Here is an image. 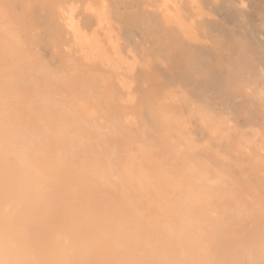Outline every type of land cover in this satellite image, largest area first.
<instances>
[{
    "label": "bare ground",
    "instance_id": "bare-ground-1",
    "mask_svg": "<svg viewBox=\"0 0 264 264\" xmlns=\"http://www.w3.org/2000/svg\"><path fill=\"white\" fill-rule=\"evenodd\" d=\"M92 2L0 0V264H264V0H108L131 93L65 20L105 34ZM135 132L191 193L157 236Z\"/></svg>",
    "mask_w": 264,
    "mask_h": 264
},
{
    "label": "rangeland",
    "instance_id": "rangeland-1",
    "mask_svg": "<svg viewBox=\"0 0 264 264\" xmlns=\"http://www.w3.org/2000/svg\"><path fill=\"white\" fill-rule=\"evenodd\" d=\"M90 1H91V5L93 6L94 5V3L92 2V0H89V3H90ZM103 0H99V3H98V5H99V11H95V9H93V11L90 9L89 10V12L91 13V15L92 16H94L95 15V13L96 12H100V15L99 16H102L101 17V21H102V27H101V29H103L102 31L105 33V34H103L102 32H100L99 31V29L96 31L95 29H91L90 31H89V27H87V25H83V21L81 20V22L80 23H82V25L83 26H81V24L79 23V19H78V17L77 18H75L76 16H75V14L73 13V14H71L67 19H65L66 20V22H68V24H69V22L71 21V25H73L74 27H76V33H78V37H80V38H78V40L80 41V45L83 47L82 49L83 50H85V52H86V56H88L89 55V57H91V58H94V57H96V58H99L101 61L103 60L104 61V65H107L108 66V64H109V66L111 67V68H113L114 69V67H115V69H117V71L116 72H119L120 73V81L122 82V84H123V88H125L126 90H128L130 93L131 92H133V90H134V87L133 86H135V79L132 77V76H128V75H126V74H124V73H121V71L122 70H126L127 68L126 67H122V63H120L119 64V60L118 59H115L114 58V56L113 55H110V53L112 52V51H114V50H116V51H118L119 52V50L118 49H120L121 48V44L120 43H122L121 41H123L122 40V37L120 36V32H118V34H119V36H117L116 35V32H114L115 31V29H114V26L116 25V20H115V18H114V16H113V14L111 13V10L108 8V0H104L103 2H102ZM102 6V7H101ZM103 7L105 8V13H107V14H105V13H103L104 11V9H103ZM103 10H102V9ZM107 9V10H106ZM92 11V12H91ZM94 11H95V13H94ZM74 12V11H73ZM93 13V14H92ZM108 13L110 14V16L109 17H111V18H109L107 15H108ZM103 15H104V17H108L109 19L108 20H106V18L105 19H103L104 17H103ZM74 16V17H73ZM83 17V16H82ZM82 17H81V19H82ZM114 18V19H113ZM108 21V22H107ZM112 21H113V23H112ZM75 22V23H74ZM106 23V24H105ZM77 24V25H76ZM105 24V25H104ZM70 25V24H69ZM104 27V28H103ZM82 28H84V29H82ZM88 28V29H87ZM106 28V29H105ZM107 30V31H106ZM82 31V32H81ZM92 32V33H91ZM94 33V34H93ZM102 33V34H101ZM106 33H107V36H106ZM115 33V34H114ZM111 34H112V38H113V36L115 35V37L113 38V39H111ZM80 35V36H79ZM83 35V36H82ZM95 35V36H94ZM110 35V36H109ZM85 36V37H84ZM86 36H87V38H86ZM88 36H90V38L92 39L91 41H90V38H88ZM94 36V37H93ZM101 36V37H100ZM106 36V37H105ZM81 37H83V39L81 38ZM108 38V39H105V38ZM105 39V42L103 41L104 39ZM119 38V39H118ZM103 39V40H102ZM114 39H115V42H113L114 41ZM107 40H109V42L107 41ZM116 40H117V42H116ZM107 43V44H106ZM117 43V44H116ZM108 44H110V46L108 45ZM116 45V46H115ZM89 47V48H88ZM106 47H107V49H106ZM116 48V49H114L113 50V48ZM112 50V51H111ZM89 52V53H88ZM115 52V51H114ZM122 52V51H121ZM121 52H119V54L120 55H122V56H126V57H124V58H126V60H128V61H133V59L130 57H127V55L124 53V51L121 53ZM97 53H98V55H97ZM91 54V55H90ZM99 54H101L100 56H99ZM110 56H112L111 58H109V59H107L108 57H110ZM105 60H104V59ZM113 59H115V60H113ZM98 60V59H97ZM100 60H98V61H100ZM111 60L114 62H112L111 63ZM116 62V63H115ZM116 64V65H115ZM134 64V63H133ZM130 65V66H133V67H130L129 69H128V72L130 71V73L131 74H133L134 72H136L135 70H137L136 69V65ZM108 66V67H109ZM114 66V67H113ZM118 67V68H117ZM118 69H119V71H118ZM133 69V70H132ZM115 71V70H114ZM128 78V79H127ZM125 81H124V80ZM132 79H133V84H132ZM130 85V86H129ZM119 93H121V92H119ZM135 126V125H134ZM147 129V128H146ZM148 129H149V127H148ZM138 133V132H137ZM137 133L135 132V135H134V143H137L138 141L136 140V142H135V139H137L138 137H140V136H138L137 135ZM134 134V133H133ZM160 135H161V132H160ZM128 137L129 139H126L125 137ZM124 135V137L121 139V144H122V147H124L123 145H126L127 146V148H129V149H127V148H124L125 150H123L122 148H117V150H116V153H115V156L116 155H119V156H121L119 159V161H118V163H116V165H113V167L114 168H116L117 167V169L115 170V171H117L118 173H116V175H119L120 173H122V175L120 176H118V179L120 180H122L123 179V181H124V183H126V188H128L127 190H129V193H132L133 194V197H138V199L136 200V198H134L135 199V201L136 202H140L139 204H141V206L143 205H145V208L143 209V214L141 215V217H143L142 219H144V217H145V220L147 221L148 219V221H151V219H150V217H152V220L153 221H151L152 222V227H150L149 228V230L150 231H148L149 233H150V235H151V233H152V235L151 236H154L156 233H159L157 230L160 228V226H161V230H163V229H166L167 228V226H166V224H165V222H163V221H166V223H167V220L169 221V222H177V220L179 219L180 220V218H181V216H180V213L179 214H177L178 212H177V208H181L182 210L184 209H186V205H187V201L186 200H188V199H190V196L188 197L187 195H188V191H186V189H185V191H184V185H183V182H182V180L180 179L179 180V178H178V176L176 177V172H175V168L173 169V167L175 166L174 164H173V167L172 166H169V165H171V163H172V161H171V163H169L168 164V166H169V168L170 169H173L174 170V172H175V174H173L172 173V170L170 171L169 169H168V167H167V164H163V163H165V158H166V160H167V155H169V153H168V151H167V149L166 150H163L162 151V149H155L154 147H152V145H149V144H151L149 141H147V144H146V146H145V144L143 143V142H145V140H140V141H143L141 144H144V145H140V141L138 142L139 144H134L135 146H137L136 148L134 147L133 148V146L132 145H130L131 144V140L133 139H131L130 140V136L129 135ZM136 136H138L137 138H135ZM149 137H147V139H148ZM127 140H129L128 142H127ZM139 140V139H138ZM131 141V142H130ZM125 142V143H124ZM127 142V143H126ZM130 142V144L128 145V143ZM125 146V147H126ZM138 146H143L142 148H140V150H141V152L140 153H138V151H139V147ZM145 146V147H144ZM126 149H127V151H126ZM133 149V150H132ZM130 150V151H129ZM138 150V151H137ZM181 151V150H180ZM150 152H152V153H150ZM166 153V155H165V153ZM130 153V154H129ZM134 153V154H133ZM150 153V154H149ZM154 153H155V155H154ZM164 153V154H163ZM151 154H152V156H151ZM159 156H158V155ZM125 155H129L128 157H126L127 159L125 160V157L123 158V156H125ZM138 155H140V156H138ZM150 155V156H149ZM157 155V156H156ZM162 155V156H161ZM138 156V157H137ZM132 157V159L130 160V158ZM142 158V161L141 162H143V164L142 163H140V159ZM163 157V158H162ZM122 158L124 159V161L122 160ZM128 158H129V160H128ZM153 158H155V159H153ZM168 158H169V160H170V155L168 156ZM143 159H144V161H143ZM154 160H155V162H156V164L154 165ZM161 160H163V161H161ZM168 160V161H169ZM122 161V162H121ZM128 161H130L129 163H128ZM131 161H132V164L131 165H129L130 163H131ZM167 161V162H168ZM159 162H160V165H162V166H164V169L162 170V169H160L159 168V166H157L158 164H159ZM163 162V163H162ZM122 163H124L125 164V166H126V168L124 169L123 168V164ZM144 163L146 164V166L144 165ZM127 164V165H126ZM142 164V165H141ZM148 165H149V167L150 168H148ZM124 166V167H125ZM152 166H153V169H152ZM154 166H156V167H154ZM179 165H177L176 167H177V169L179 168L178 167ZM127 167H129V168H127ZM165 167H167V170L165 169ZM123 168V169H122ZM148 169H149V171H148ZM151 169H152V171H151ZM156 169L158 170V172L156 171ZM125 172H124V171ZM167 172V174L168 175H166L165 174V171ZM170 172H169V171ZM127 171V172H126ZM151 172V173H150ZM157 172V173H156ZM169 172V173H168ZM144 173H145V175H144ZM139 174V175H138ZM132 175V176H131ZM142 175H144V176H142ZM157 175V176H156ZM172 177H171V176ZM173 175H175V177H176V179H175V177L173 176ZM140 176H142V177H140ZM144 177V178H143ZM174 177V178H173ZM178 178V179H177ZM129 179V180H128ZM143 179V180H142ZM140 180H142V181H140ZM174 180V181H173ZM175 180H177V181H175ZM137 181V182H136ZM150 182V183H149ZM157 182V183H156ZM176 182V183H175ZM135 183H139V185H135ZM154 183H155V185H154ZM175 183V184H174ZM171 184V185H170ZM174 184V185H173ZM180 184V185H179ZM155 187H154V186ZM128 186V187H127ZM132 186V187H131ZM177 186H179V189L181 188L180 186H182L183 188H182V191L180 190L179 191V189L177 188ZM135 187V188H134ZM141 187V188H140ZM172 187H173V189H172ZM186 188V187H185ZM140 189V190H139ZM172 189V190H171ZM130 190H132V192L130 191ZM135 190V191H134ZM175 190V191H174ZM134 191V192H133ZM175 192V193H169V192ZM147 192V193H146ZM156 192V193H155ZM135 193V194H134ZM144 193H146V194H144ZM158 193V194H157ZM164 193V194H163ZM173 194H177L178 196L179 195H181L182 197H181V199H180V197H177L176 195H173ZM189 194H191V193H189ZM139 195V196H138ZM141 196V197H140ZM144 196V197H143ZM171 196H176V197H171ZM168 197V198H167ZM184 197H186V199L184 200L185 202H186V204H184V201H183V203L182 202H180V203H182V204H184L186 207L184 208L183 206L184 205H182V204H177V205H175L176 203H179V202H177V199H180V200H178V201H182L183 200V198ZM173 199L174 200V202H175V200H176V203L174 204L173 203V201L171 200V199ZM174 198H176V199H174ZM145 199V201H143ZM148 199V200H147ZM169 199V200H168ZM141 200V201H140ZM163 200H165V201H163ZM158 201V202H157ZM172 201V202H171ZM189 201V200H188ZM144 202V203H143ZM157 202V203H156ZM148 203H150V204H148ZM156 203V204H155ZM148 204V205H147ZM159 204V206H157ZM150 205V206H149ZM163 205V206H162ZM167 205V206H166ZM179 205V206H178ZM173 208V209H172ZM156 209V210H155ZM149 210V211H148ZM171 211V212H170ZM188 210H185V212H187ZM145 212H147V213H145ZM162 215V216H161ZM147 217V218H146ZM161 217H163V218H161ZM171 217V218H170ZM175 219H174V218ZM178 217V218H177ZM168 218V219H167ZM173 218V219H172ZM165 219H167V220H165ZM177 219V220H176ZM159 220H161V222L159 221ZM163 220V221H162ZM180 221H182V219L180 220ZM154 223V224H153ZM157 223H159L158 225H159V228L158 229H156L157 228ZM161 223V224H160ZM164 223V224H163ZM178 223H180L179 221H178ZM155 225H157V226H155ZM156 229V230H155ZM160 229H159V231H160ZM155 230V231H154ZM136 231V230H135ZM139 230H137V232H138ZM147 231V230H146ZM145 231V232H146ZM159 235V234H158ZM155 236H157V234L155 235ZM181 262H182V260H181Z\"/></svg>",
    "mask_w": 264,
    "mask_h": 264
}]
</instances>
